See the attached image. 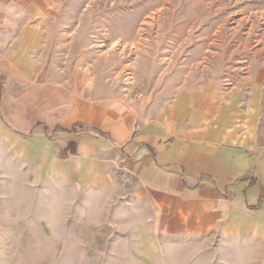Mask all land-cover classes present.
Masks as SVG:
<instances>
[{"label": "rangeland", "instance_id": "1", "mask_svg": "<svg viewBox=\"0 0 264 264\" xmlns=\"http://www.w3.org/2000/svg\"><path fill=\"white\" fill-rule=\"evenodd\" d=\"M194 139L264 160V0H0V264H264L157 226L130 146Z\"/></svg>", "mask_w": 264, "mask_h": 264}, {"label": "crops", "instance_id": "2", "mask_svg": "<svg viewBox=\"0 0 264 264\" xmlns=\"http://www.w3.org/2000/svg\"><path fill=\"white\" fill-rule=\"evenodd\" d=\"M137 147L134 140L130 150L141 159V176L150 178L154 173L159 184L154 195L159 228L170 234L217 229L231 238L264 243V160H251L252 176L244 172L246 167L233 166L232 152L211 141L194 139L187 144L181 140L159 153L155 161L149 148ZM157 159L165 170H154ZM172 167L180 168L181 174Z\"/></svg>", "mask_w": 264, "mask_h": 264}]
</instances>
